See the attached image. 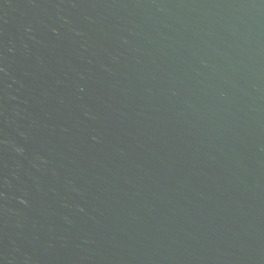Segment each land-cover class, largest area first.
Returning a JSON list of instances; mask_svg holds the SVG:
<instances>
[{"label": "water", "instance_id": "obj_1", "mask_svg": "<svg viewBox=\"0 0 264 264\" xmlns=\"http://www.w3.org/2000/svg\"><path fill=\"white\" fill-rule=\"evenodd\" d=\"M0 264H264V0H0Z\"/></svg>", "mask_w": 264, "mask_h": 264}]
</instances>
